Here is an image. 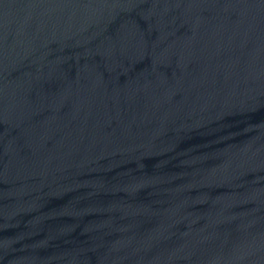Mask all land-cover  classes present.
I'll use <instances>...</instances> for the list:
<instances>
[{"label": "water", "instance_id": "water-1", "mask_svg": "<svg viewBox=\"0 0 264 264\" xmlns=\"http://www.w3.org/2000/svg\"><path fill=\"white\" fill-rule=\"evenodd\" d=\"M260 196L264 0H0V264Z\"/></svg>", "mask_w": 264, "mask_h": 264}]
</instances>
